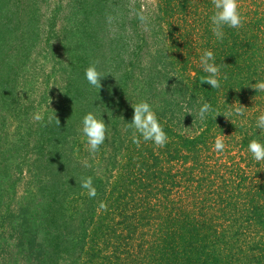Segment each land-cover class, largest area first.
I'll return each instance as SVG.
<instances>
[{
	"label": "trees",
	"instance_id": "trees-1",
	"mask_svg": "<svg viewBox=\"0 0 264 264\" xmlns=\"http://www.w3.org/2000/svg\"><path fill=\"white\" fill-rule=\"evenodd\" d=\"M107 5L81 27L77 50L58 58L43 133L27 139L35 163L0 164V247L23 264H264V161L247 152L264 114V92L253 88L264 81V0H239L243 26L222 40L212 0H160L156 15L126 0ZM143 20L145 53L135 43ZM205 49L220 66L219 89L200 82ZM91 62L109 72L99 91L84 78ZM140 100L156 111L164 147L133 142L126 125ZM204 100L220 113L201 121ZM96 109L107 132L90 152L80 119ZM89 176L94 197L80 186ZM23 179L34 190L14 200Z\"/></svg>",
	"mask_w": 264,
	"mask_h": 264
},
{
	"label": "rangeland",
	"instance_id": "rangeland-1",
	"mask_svg": "<svg viewBox=\"0 0 264 264\" xmlns=\"http://www.w3.org/2000/svg\"><path fill=\"white\" fill-rule=\"evenodd\" d=\"M108 2L109 0H0L1 165L14 166L19 162L26 169V165L35 163L33 147L37 149V146L33 142L28 143L27 139L43 133L40 127L43 121L34 120V114L46 113L54 76L61 68L58 58L64 54L69 57L77 50L80 31H84L81 27L87 28L94 9L107 7ZM126 2L131 6L141 4L142 11L147 6L149 15H156L159 11L160 0ZM146 22L147 20H143L139 23V41L135 42L139 44L141 53L152 49L144 35L146 31L151 32L148 26L147 29L144 27ZM105 28L106 26L103 30ZM105 35L108 36L107 30ZM104 38L106 43L108 38ZM23 150L26 154L22 155ZM16 186L14 200H23V196L28 197L29 191L34 190L32 184L29 185L25 179L17 182ZM14 200L12 204L16 205ZM12 254L10 247L3 250L1 246L0 264H23V261Z\"/></svg>",
	"mask_w": 264,
	"mask_h": 264
},
{
	"label": "clouds",
	"instance_id": "clouds-1",
	"mask_svg": "<svg viewBox=\"0 0 264 264\" xmlns=\"http://www.w3.org/2000/svg\"><path fill=\"white\" fill-rule=\"evenodd\" d=\"M213 12L209 17L211 30L217 40H222L225 36V28L238 29L243 26L244 18L240 11L239 0H212ZM143 19V17H141ZM199 65L204 73L200 82H205L213 89L221 87L220 66L216 63V56L212 50L205 49L199 57ZM109 72L101 71L94 62L89 63L84 69V78L94 89L101 88V79ZM256 91L264 92V81L255 82ZM133 115L130 121H127V128L134 129L133 142L137 145L141 140L151 141L154 145L164 147L168 142V136L164 131L156 111L146 100L132 104ZM46 111V108H45ZM102 109L89 110L80 119L81 127L79 131L86 138L90 152H96L106 139L107 125L101 115ZM236 116L243 117V108L237 106L234 109ZM220 113L218 109L213 108L207 100L200 103L197 116L201 121H205L209 114ZM54 114H49L47 119L51 122ZM231 115V113H229ZM56 116V115H55ZM34 120L44 121L45 115L42 112L34 114ZM59 123V121H58ZM241 127L246 126V121L241 122ZM255 131L259 129V134L250 139L247 144V152L251 154L254 161H264V114H260L255 119ZM138 134V135H137ZM214 150L223 152L225 142L221 137L214 140ZM82 189L87 190V195L94 197L96 189L93 185L92 177L82 178L80 181Z\"/></svg>",
	"mask_w": 264,
	"mask_h": 264
}]
</instances>
